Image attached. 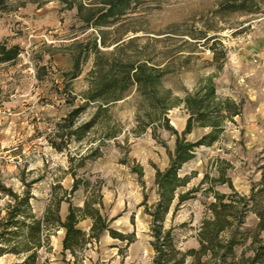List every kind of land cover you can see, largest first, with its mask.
Listing matches in <instances>:
<instances>
[{"label": "trees", "instance_id": "obj_1", "mask_svg": "<svg viewBox=\"0 0 264 264\" xmlns=\"http://www.w3.org/2000/svg\"><path fill=\"white\" fill-rule=\"evenodd\" d=\"M55 1L63 10H73V25L88 32L81 40L74 39L65 49L70 64L66 69L57 68L59 82L51 81L55 93L62 97L69 108L59 121L54 123L46 141L55 151H65L64 174L70 177L68 188L55 179L48 186L46 198L37 210V198L31 191L35 178L22 184L19 192L0 185V192L7 198L0 207V256L11 254L19 258L13 264H37L38 252L49 251V238L62 230L61 251L67 252L75 264L77 252L86 244L98 242L103 233L124 242V248L133 240V233H122L109 226L102 212L103 202L99 180L85 175V166L102 155L107 140L115 141L125 148L129 135L137 137L148 131L150 136L165 147L158 138L163 130L174 136L173 148L167 151V164L163 169L154 168L153 184L156 198L143 211L148 217V244L152 250V264H264V155L255 167L257 177L250 180L248 192L238 193L232 186L228 174L230 164L214 158L210 170L202 173L195 186L183 190L190 175H179L181 166L191 160L199 147H208L218 141L224 130V121L240 115V103L229 97L216 94L213 72L199 76L192 90L182 96L174 94L165 84L166 77L189 63L191 54L179 56L177 46H159L160 39L139 36L124 37L130 31L124 16L131 12L141 0H0V12L17 10L26 2L40 6ZM254 0H220L214 13L245 11L255 12ZM206 32L189 34L194 42L182 43L192 51L199 39L213 54V60L224 58L217 52ZM18 44L0 42V63L13 61L20 53ZM190 53V52H188ZM83 75L85 86L79 91L72 89V81ZM221 63L216 64L220 68ZM46 74L44 64H36L35 78L40 81ZM126 102L131 108V125L124 129L113 108ZM186 118L178 133L169 122L168 110L179 106ZM86 117L77 122V117ZM206 131L193 140L186 135L194 128ZM117 141V139H119ZM120 142L122 144H120ZM76 148L69 150V145ZM264 152V147L262 149ZM126 163L125 159L121 160ZM212 170V172H211ZM132 171L141 176L139 166ZM225 186L227 191H219ZM80 199L74 202V194ZM197 195L209 200H199ZM188 199H198L204 208L194 233L195 247L180 249L171 232L163 228L166 214L172 213ZM65 203L63 218L59 214L60 203ZM144 204V202H142ZM251 214L255 220L247 226L246 218ZM88 219L87 231L77 226Z\"/></svg>", "mask_w": 264, "mask_h": 264}, {"label": "rangeland", "instance_id": "obj_2", "mask_svg": "<svg viewBox=\"0 0 264 264\" xmlns=\"http://www.w3.org/2000/svg\"><path fill=\"white\" fill-rule=\"evenodd\" d=\"M220 0H141L124 16L128 31L124 37L139 36L160 39L159 46L175 45L179 56L191 54L189 63L166 77L165 84L177 96L194 87L199 76L213 72L216 94L229 97L240 103V115L231 121H224L222 136L208 147H199L191 160L184 163L179 175H190L183 190L195 186L202 173L210 170L214 158L230 164L228 174L233 188L241 194L248 192L250 180L257 177L255 167L259 164L264 147V0H254L256 11H231L214 13ZM27 3V4H26ZM17 10L0 15V39L16 43L21 48L18 56L0 66V185L21 190L19 176L26 181L40 178L31 184V191L37 198L35 209H39L46 198L48 186L55 179L68 188L70 177L64 174L65 151L57 152L46 141L52 134L54 123L68 110L62 97L55 93L51 81L59 82L57 68L66 69L69 55L65 49L72 40H81L91 28L82 31L73 25L72 10H63L55 1L36 6L26 2ZM206 37L217 52H224V58L213 60L212 52L199 39L196 47L188 51L183 40L194 42L189 34ZM190 52V53H188ZM221 63L220 68L216 64ZM36 64H44L46 74L40 81L35 78ZM83 73L72 81V89L84 88ZM113 111L124 129L131 125V108L126 102L117 104ZM86 113L77 117L83 120ZM170 125L179 133L186 118L181 105L168 110ZM206 131L194 128L186 135L193 140ZM159 140L147 132L137 137L129 135L125 148H119L115 141L107 140L102 155L85 166V175L101 184L102 212L110 219L109 226L122 233H133L134 240L124 248V242L103 233L98 242L86 245L77 252L81 264H152V250L148 244V217L144 206L156 198L153 184L154 168L163 169L167 164V151L173 148L174 136L166 131L158 132ZM117 139V141H119ZM120 144H122L120 142ZM69 150L76 148L69 145ZM125 159L126 163H122ZM139 166L141 176L132 171ZM212 172V170H211ZM227 191L225 186H217ZM74 202L80 194L75 193ZM199 200L207 201L197 195ZM7 198L0 192V207ZM198 199H188L172 213L166 214L163 228L171 227L175 243L180 249L195 247V229L203 216L204 208ZM144 202V204H142ZM255 218L249 214L247 226ZM80 227L85 225L81 223ZM57 232H55L56 235ZM50 236V249L38 252L37 264H75L71 256L56 253L57 245ZM89 256V261L85 256ZM67 258V260H66ZM85 260L84 263L82 261ZM19 258L11 254L0 256V264H13Z\"/></svg>", "mask_w": 264, "mask_h": 264}, {"label": "crops", "instance_id": "obj_3", "mask_svg": "<svg viewBox=\"0 0 264 264\" xmlns=\"http://www.w3.org/2000/svg\"><path fill=\"white\" fill-rule=\"evenodd\" d=\"M27 4V3H26ZM74 14V11L72 10V15ZM0 15H5V12H0ZM2 30H0V35H3L2 33L3 32H1ZM6 39H0V42H5L7 45H10V44H13L12 42H7V41H5ZM6 63H8V62H4V63H0V66L1 65H4V64H6ZM69 64H70V61H69ZM69 64H68V66H69ZM1 88H0V93H1ZM65 211H66V205H65V203H60V206H59V214H60V217L61 218H63L64 217V215H65ZM81 223H83L85 226L84 227H80L79 225L81 224ZM89 225H90V222H89V220L88 219H83V220H81V221H79L78 222V224H77V226L79 227V228H81L82 230H84V231H87L88 230V228H89ZM57 232V234L56 235H53V239L55 240V246L57 245V251H56V253H59L60 255H64V256H70L67 252H62L61 251V238H62V230H57L56 231ZM93 243V242H92ZM91 243V244H92ZM49 245H51V243H50V239H49ZM86 245H89V243L88 244H86ZM130 245V244H129ZM72 258V257H71ZM85 258V260H87V261H89V256L87 255V256H85L84 257ZM66 260H67V258H66ZM85 260H83L82 261V263H84L85 262ZM68 261V260H67ZM70 264V263H69Z\"/></svg>", "mask_w": 264, "mask_h": 264}]
</instances>
